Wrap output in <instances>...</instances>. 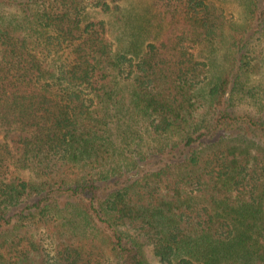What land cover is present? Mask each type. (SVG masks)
Masks as SVG:
<instances>
[{"label": "trees", "instance_id": "1", "mask_svg": "<svg viewBox=\"0 0 264 264\" xmlns=\"http://www.w3.org/2000/svg\"><path fill=\"white\" fill-rule=\"evenodd\" d=\"M242 3L0 0V264H264Z\"/></svg>", "mask_w": 264, "mask_h": 264}, {"label": "rangeland", "instance_id": "2", "mask_svg": "<svg viewBox=\"0 0 264 264\" xmlns=\"http://www.w3.org/2000/svg\"><path fill=\"white\" fill-rule=\"evenodd\" d=\"M217 3V6L222 8L223 12L228 18H241L243 14V3L242 0H215ZM98 17H104L102 15H98ZM261 41H258L254 54H260L259 59V66L261 67V72L254 73L251 77V81L249 82L250 85H258L256 90H260V86L264 89V43H260ZM263 100L261 101V104L264 105V92H263ZM250 96L248 98L246 97V100L238 105V108L243 109V111H249V112H256L260 111L264 113V108H260L261 106L259 104H255L256 100L251 99ZM148 137H146L145 140H147ZM148 145V144H147ZM145 249V255L148 259V261L151 264H160L158 258L154 255L153 250L151 246L146 245L144 247Z\"/></svg>", "mask_w": 264, "mask_h": 264}]
</instances>
